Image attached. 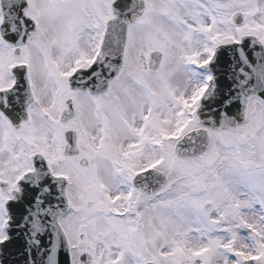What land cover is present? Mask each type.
I'll list each match as a JSON object with an SVG mask.
<instances>
[{
	"label": "snow or ice",
	"instance_id": "snow-or-ice-1",
	"mask_svg": "<svg viewBox=\"0 0 264 264\" xmlns=\"http://www.w3.org/2000/svg\"><path fill=\"white\" fill-rule=\"evenodd\" d=\"M0 264H264V0H0Z\"/></svg>",
	"mask_w": 264,
	"mask_h": 264
}]
</instances>
